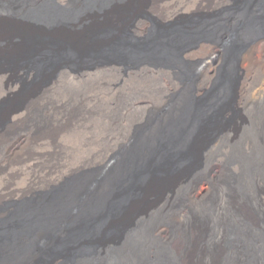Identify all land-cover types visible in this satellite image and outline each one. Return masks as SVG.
<instances>
[{
	"label": "bare ground",
	"instance_id": "1",
	"mask_svg": "<svg viewBox=\"0 0 264 264\" xmlns=\"http://www.w3.org/2000/svg\"><path fill=\"white\" fill-rule=\"evenodd\" d=\"M231 1L0 0V101L13 99L0 111V196L23 199L95 164L105 165L120 187L111 200L73 211L68 232L48 251L49 264H264V26L252 37L243 32L246 43L235 60L233 110L247 119L192 144L180 127L165 143L121 153L135 141L125 129L136 112L156 100L158 89L177 86L171 69L147 56L193 63L198 94L212 87L214 64L224 57L221 44L203 38L181 57L178 36L150 37L151 14L161 24H177L212 17ZM244 15L226 19L238 24ZM99 52L133 61L95 58ZM207 113L190 123L204 127ZM185 160L193 169L178 175ZM203 171L208 192L227 189L231 195L204 206L196 192ZM158 212L167 220L151 222L148 214ZM8 215L1 211L0 221ZM19 216L1 239L13 242L47 222L42 211ZM180 236L192 240L181 256L168 243L154 244Z\"/></svg>",
	"mask_w": 264,
	"mask_h": 264
},
{
	"label": "rangeland",
	"instance_id": "2",
	"mask_svg": "<svg viewBox=\"0 0 264 264\" xmlns=\"http://www.w3.org/2000/svg\"><path fill=\"white\" fill-rule=\"evenodd\" d=\"M242 11L245 15L238 24H232L226 19V15ZM263 26L264 0H232L223 11L212 17L187 18L177 24H161L157 17L151 14L150 37L164 35L172 37V34L175 37L178 36L175 39L177 41L176 49H182L181 57L185 47L193 44L199 38L205 39V42L211 45L221 44L224 57L222 63L214 64L212 87L205 93L198 94L196 92L197 68L193 63L182 62L179 58L169 54L158 53L147 56L146 59L150 62L167 65L176 79L177 86L171 90L158 89L156 100L153 103L145 104L136 112L131 127L125 129L126 135L135 141L130 149L125 151L126 148H124L121 153L125 152L126 156H131L133 153H137V150H148L165 143L170 133L180 127L188 130V137L192 144L195 141H202L206 136H215L227 125L238 123L242 118L247 119L245 114L233 110L234 93L238 80V65L235 60L246 43L243 32H251L249 36L252 37L257 35ZM215 50H220V47ZM111 55L117 56L118 62L123 64L133 61L109 52H99L95 58H114ZM67 61L79 64L76 58H68ZM39 74H43L42 69L39 70ZM27 86L28 83H25L24 87ZM12 101L13 99L0 101V111ZM205 110H208V113L207 116H203L207 121L204 127H201L202 124L193 125L194 122L190 123L191 117L200 115ZM228 111L229 113L226 114ZM116 147L118 148L119 145H112L110 150L120 151ZM193 164L191 160H185L175 171L178 175L188 172L193 169ZM95 165L80 170L62 184L37 190L34 194L23 199L0 196V212H9L6 220L0 221V237L13 229L22 212L42 211L47 220L44 226L31 232V235L23 233L13 242H7L0 238V264H49L48 251L55 243V239H63L61 234L68 232L74 217L73 211H81L101 201H109L117 194L120 187L117 180H113L114 175L103 169L105 165ZM197 176L203 181L196 188V192L198 191L197 193L202 196L204 206L210 205L217 196L231 195L227 189H222L221 192L217 190L218 195L208 192L206 183L209 175L203 171ZM171 197L172 199L176 198L174 194ZM259 198L263 201L264 194H261ZM143 200L145 202L151 198L144 197ZM143 200L140 199L135 204H140ZM166 215L165 212H158L148 214V217L151 222H156L162 219V221L167 220ZM253 215L260 216L258 212ZM227 216L224 218L225 224L230 219ZM228 229L229 227L226 230V244L229 239ZM175 241L173 238L161 237L154 244L160 248L165 247L168 243L170 244L167 245L168 248L180 255L185 248L189 249L192 240L180 236ZM207 251H212V247H209ZM184 252L183 254H185ZM181 263L185 264L183 260Z\"/></svg>",
	"mask_w": 264,
	"mask_h": 264
}]
</instances>
